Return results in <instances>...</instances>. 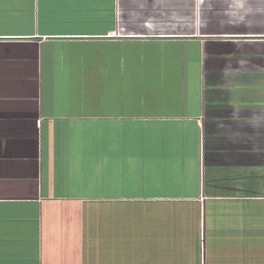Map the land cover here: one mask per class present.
I'll list each match as a JSON object with an SVG mask.
<instances>
[{
	"label": "crops",
	"instance_id": "obj_1",
	"mask_svg": "<svg viewBox=\"0 0 264 264\" xmlns=\"http://www.w3.org/2000/svg\"><path fill=\"white\" fill-rule=\"evenodd\" d=\"M0 264H264V0H0Z\"/></svg>",
	"mask_w": 264,
	"mask_h": 264
},
{
	"label": "rangeland",
	"instance_id": "obj_2",
	"mask_svg": "<svg viewBox=\"0 0 264 264\" xmlns=\"http://www.w3.org/2000/svg\"><path fill=\"white\" fill-rule=\"evenodd\" d=\"M95 90H96V88L89 87L87 93H88L89 95H95ZM111 91H112V90H111V87H110L109 89H104V88H103V94H105V95H106L107 93H108V94H111ZM123 217H127V214H126L125 216L123 215Z\"/></svg>",
	"mask_w": 264,
	"mask_h": 264
}]
</instances>
